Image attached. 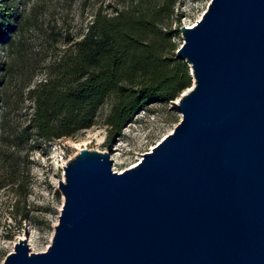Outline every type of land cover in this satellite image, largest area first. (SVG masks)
<instances>
[{
    "label": "water",
    "instance_id": "95a60500",
    "mask_svg": "<svg viewBox=\"0 0 264 264\" xmlns=\"http://www.w3.org/2000/svg\"><path fill=\"white\" fill-rule=\"evenodd\" d=\"M182 119L134 167L82 149L46 252L3 264H264V0H212L180 28Z\"/></svg>",
    "mask_w": 264,
    "mask_h": 264
},
{
    "label": "rangeland",
    "instance_id": "374dc122",
    "mask_svg": "<svg viewBox=\"0 0 264 264\" xmlns=\"http://www.w3.org/2000/svg\"><path fill=\"white\" fill-rule=\"evenodd\" d=\"M133 0H0L12 8L13 30L0 43V264L14 252L20 239L33 253L46 252L52 244L64 197L59 181L64 167L82 149L110 152L113 170L121 173L137 165L171 134L182 119L175 101L153 103L134 117L114 142L107 141L105 125L113 102L100 109L94 127L73 138L51 142H19L33 112L29 90L48 78L49 67L73 51L100 10L112 14ZM212 0H181L170 22L176 51L183 44L180 28L192 27ZM175 51V56H176ZM34 148V149H33ZM33 149V150H32ZM24 181V187H19ZM25 190L26 197L20 195ZM26 214V220L21 215ZM34 245H32V244ZM34 246V248L32 247Z\"/></svg>",
    "mask_w": 264,
    "mask_h": 264
},
{
    "label": "trees",
    "instance_id": "16d2710c",
    "mask_svg": "<svg viewBox=\"0 0 264 264\" xmlns=\"http://www.w3.org/2000/svg\"><path fill=\"white\" fill-rule=\"evenodd\" d=\"M180 1L133 0L112 14L98 11L73 51L29 90L33 112L16 140L73 138L94 127L100 109L112 101L105 125L107 141L114 142L142 108L176 101L193 84L188 64L175 56L176 32L169 25L174 17L180 21ZM13 22L12 8L0 3V43L8 41ZM19 194L27 195L24 188Z\"/></svg>",
    "mask_w": 264,
    "mask_h": 264
},
{
    "label": "bare ground",
    "instance_id": "6f19581e",
    "mask_svg": "<svg viewBox=\"0 0 264 264\" xmlns=\"http://www.w3.org/2000/svg\"><path fill=\"white\" fill-rule=\"evenodd\" d=\"M175 103H176V105L179 104V98L175 101ZM79 153H80V152H79ZM79 153H78V154H79ZM78 154H77V155H78ZM135 166H136V165H135ZM64 174H65V172H64ZM64 183H66V181H65ZM63 197H64V196H63ZM31 244H32V243H31ZM32 245H34V244H32ZM32 247L34 248V246H32Z\"/></svg>",
    "mask_w": 264,
    "mask_h": 264
}]
</instances>
